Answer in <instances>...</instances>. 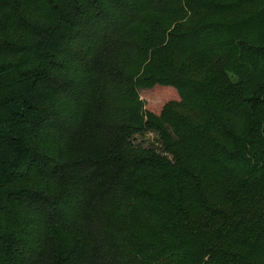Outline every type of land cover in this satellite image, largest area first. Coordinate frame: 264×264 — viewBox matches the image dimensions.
Segmentation results:
<instances>
[{
  "label": "trees",
  "instance_id": "16d2710c",
  "mask_svg": "<svg viewBox=\"0 0 264 264\" xmlns=\"http://www.w3.org/2000/svg\"><path fill=\"white\" fill-rule=\"evenodd\" d=\"M0 264H264V0H0Z\"/></svg>",
  "mask_w": 264,
  "mask_h": 264
},
{
  "label": "rangeland",
  "instance_id": "374dc122",
  "mask_svg": "<svg viewBox=\"0 0 264 264\" xmlns=\"http://www.w3.org/2000/svg\"><path fill=\"white\" fill-rule=\"evenodd\" d=\"M140 96L145 103V108L150 107L158 109H160L167 101L177 98V94L174 91L158 88L143 90L141 91ZM136 141L146 148H153L159 152L162 149L158 135L150 129H145L141 134L137 135Z\"/></svg>",
  "mask_w": 264,
  "mask_h": 264
}]
</instances>
